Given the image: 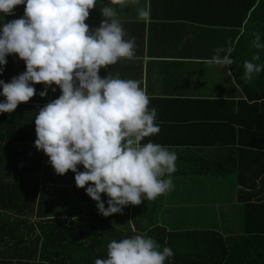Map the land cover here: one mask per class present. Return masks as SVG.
Segmentation results:
<instances>
[{
	"label": "clouds",
	"instance_id": "9594fccd",
	"mask_svg": "<svg viewBox=\"0 0 264 264\" xmlns=\"http://www.w3.org/2000/svg\"><path fill=\"white\" fill-rule=\"evenodd\" d=\"M138 3L109 0L100 8L106 19L92 29L85 21L96 0H0V12L6 15L26 4L24 17L3 24L0 32V65L7 64L10 54L26 62V71L10 83L0 80L6 97L0 113L11 114L20 103L29 102L36 94L33 84L46 86L41 97L53 84L58 86L59 98L35 116V147L50 158L58 175L76 173V186H87V195L105 217L122 213L128 205L154 201L174 188L177 154L158 143H142L160 131L157 110L149 108L146 90L138 80L99 75L101 68L134 57L135 41L124 38L113 5ZM138 17L147 22L150 13L139 8ZM259 41L257 34L252 46L264 48ZM233 51L231 46L217 47L204 63L231 66ZM259 58L254 55L244 62L241 79L246 83L264 71V66L253 62ZM78 165L85 171H78ZM105 193L107 208L102 200ZM173 255L167 246L161 250L155 239L135 234L111 241L106 258H97L95 264H165Z\"/></svg>",
	"mask_w": 264,
	"mask_h": 264
},
{
	"label": "crops",
	"instance_id": "0c3cea01",
	"mask_svg": "<svg viewBox=\"0 0 264 264\" xmlns=\"http://www.w3.org/2000/svg\"><path fill=\"white\" fill-rule=\"evenodd\" d=\"M106 5L109 0H96V8L90 10L85 21L90 28L99 27L106 19L100 10ZM113 7L126 32L124 38L135 41V54L130 60L122 59L107 69L101 68L99 75L106 78L109 74L113 77L118 74L122 79L138 80L146 90L149 108L157 110L156 124L160 131L142 143H158L177 154L176 171L172 174L174 188L154 201L125 206L122 213L109 217L100 214L97 202L86 193L87 186H76V173L69 170L58 175L49 162L50 158L35 147V116L48 103L59 98L62 91L53 84L47 89V96L41 97L46 86L33 84L36 89L34 97L19 104L14 111L20 114L13 121L15 129L20 131L11 144L29 146V156L36 159L37 172L31 175L38 180V194L42 193L44 212L49 217L95 216L104 223L122 230L130 229L136 234L155 225L169 231L215 230L211 226L217 225L221 229L218 232L225 237L240 235L242 229L235 232L232 227L235 209L242 211L243 224V205L238 203L237 194L251 190L264 194V174L255 180L253 189L241 187L236 145H202L207 139L203 136V119L199 117L205 112L203 106L192 103L199 100L246 101L235 64L209 67L204 63L215 48L226 47L235 32L220 23L206 25L204 18L229 16L230 11L226 14L219 9H206L204 0H139L136 5ZM25 8L26 4L18 5L11 15L0 12V32L3 24L24 17ZM139 8L149 11L147 22L139 19ZM232 59L235 63V58ZM6 60V65H0L3 68L0 80L2 77L10 83L26 71V62L14 54L8 55ZM52 88L56 90L52 91ZM222 107L218 106V109L221 111ZM207 129L211 139L214 137L211 130L214 132L218 128ZM263 160L262 156L246 154L242 171L246 182H252V172L263 171ZM78 171H85L83 165H78ZM108 199L106 193L102 194L106 208ZM229 202H234L232 209L227 205ZM182 225L188 226L182 228ZM249 240L252 247L254 240Z\"/></svg>",
	"mask_w": 264,
	"mask_h": 264
},
{
	"label": "trees",
	"instance_id": "16d2710c",
	"mask_svg": "<svg viewBox=\"0 0 264 264\" xmlns=\"http://www.w3.org/2000/svg\"><path fill=\"white\" fill-rule=\"evenodd\" d=\"M204 2L206 9H219L226 14L230 11L229 16L204 18V22L206 25L220 23L235 30L226 47L234 49L231 58H235L233 65L238 76H243L244 62L252 61L254 55L260 58L253 62L264 66V48L252 46L257 34L259 42L264 44V0ZM14 57L19 56L14 54ZM1 80L4 81L2 77ZM240 84L246 101L192 103L203 106L205 112L199 117L203 119V136L207 139L202 145H236L238 177L242 176L238 182L243 188L253 189L264 168L262 172H252L250 183L243 178L242 171L246 154L264 158V71L251 82L242 79ZM2 92L0 85V102L6 100ZM218 106H223L221 111ZM19 116L18 112L0 113V264H95L97 258H106L111 241L136 233L104 223L95 216H47L42 208V193L38 194V180L31 175L37 172L36 159L29 156V146L11 144L15 135L19 136L20 130L13 123L14 117ZM206 128H218L211 130L213 138L210 139ZM251 191L237 194L238 203L243 205L240 235L225 237L215 230L169 231L158 225L141 234L155 239L161 250L165 246L172 249L174 255L165 264H264L257 262L254 253L260 252L263 243L258 237L264 236V194ZM245 236H252L253 243H257L251 247L250 240L245 242ZM243 243L247 246V256Z\"/></svg>",
	"mask_w": 264,
	"mask_h": 264
},
{
	"label": "rangeland",
	"instance_id": "374dc122",
	"mask_svg": "<svg viewBox=\"0 0 264 264\" xmlns=\"http://www.w3.org/2000/svg\"><path fill=\"white\" fill-rule=\"evenodd\" d=\"M233 204H234V202L227 203V205L230 207V209L233 208ZM234 213L236 215V218L233 220L234 225L232 227H233V230L235 232L236 231L239 232L242 229V211L235 209ZM187 220H189V219H185V221H187ZM186 226H188V225H182L180 227L185 228ZM211 227H212L211 229H215L217 231H220L221 230L219 228V226H217V225H214V226H211ZM244 238H246L245 239V242H246L247 240L252 239V236H245ZM260 238H262V239H260ZM260 238L258 237V240H262L263 241V243L260 244V245H262V247L259 246V247H261L260 252L256 251L254 253H256V256L258 257L257 262L264 263V236H261ZM255 243H257V242H255ZM243 251H244L245 256H247V254H246V252H247V246H246L245 243H243ZM250 256L252 257L251 254H250Z\"/></svg>",
	"mask_w": 264,
	"mask_h": 264
}]
</instances>
